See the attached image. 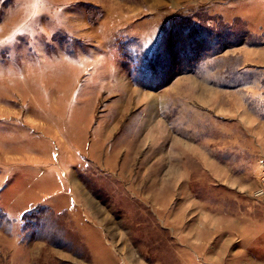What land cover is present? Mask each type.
Masks as SVG:
<instances>
[{"label": "rangeland", "instance_id": "rangeland-1", "mask_svg": "<svg viewBox=\"0 0 264 264\" xmlns=\"http://www.w3.org/2000/svg\"><path fill=\"white\" fill-rule=\"evenodd\" d=\"M259 50L264 0H0V264H264Z\"/></svg>", "mask_w": 264, "mask_h": 264}, {"label": "crops", "instance_id": "crops-1", "mask_svg": "<svg viewBox=\"0 0 264 264\" xmlns=\"http://www.w3.org/2000/svg\"><path fill=\"white\" fill-rule=\"evenodd\" d=\"M260 52H264V50L260 51ZM259 55H261V54H259ZM257 63L260 64V65H264V56L260 57L259 61ZM191 241H192V243H190V244L200 246V250H201V252H203V254L206 255V257L208 258L207 260H211L212 261L210 264H220L218 259L222 258V256L224 255L223 254V250H222L221 254H219L218 249L216 251L208 253V250H209L208 248L212 245L214 240H191ZM219 241H220V245L223 246L225 244H230L231 240H219ZM196 251H198V250H196ZM214 252H216V254H214ZM214 259H217L216 260L217 262L213 263ZM202 264H207V263L205 261H202Z\"/></svg>", "mask_w": 264, "mask_h": 264}, {"label": "trees", "instance_id": "trees-1", "mask_svg": "<svg viewBox=\"0 0 264 264\" xmlns=\"http://www.w3.org/2000/svg\"><path fill=\"white\" fill-rule=\"evenodd\" d=\"M39 209H41V208L38 207V208L26 213V215H24V217H23L25 227L29 228L30 230L31 229L34 230V229H36V227H39L37 225L38 223H39V225H42V224H40L39 221L41 219H43V214L41 213V211ZM39 211H40V213H39ZM8 220L9 219L6 217L5 213L0 210V223L2 221H8Z\"/></svg>", "mask_w": 264, "mask_h": 264}]
</instances>
